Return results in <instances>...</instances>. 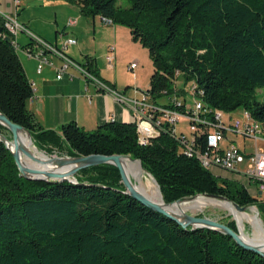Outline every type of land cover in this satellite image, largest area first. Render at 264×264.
Instances as JSON below:
<instances>
[{
	"label": "trees",
	"instance_id": "trees-1",
	"mask_svg": "<svg viewBox=\"0 0 264 264\" xmlns=\"http://www.w3.org/2000/svg\"><path fill=\"white\" fill-rule=\"evenodd\" d=\"M63 1L85 16L128 27L133 40L148 49L153 105L186 113L194 96L204 104L205 119L242 108L264 132V98L258 95L264 89V0ZM32 95L0 16V112L21 125L37 148L68 156H129L155 177L166 203L217 194L243 207L257 206L264 220V201L244 182L201 164L198 154L208 148L209 132L203 125L189 155L181 134L168 124L147 145L140 144L134 121H109L93 130L71 121L44 129L28 109ZM0 133L11 139L1 124ZM76 179L28 180L0 141V264H264V257L227 234L184 228L145 206L126 193L111 163L82 169ZM235 219L242 235L243 222ZM226 224L237 231L235 223Z\"/></svg>",
	"mask_w": 264,
	"mask_h": 264
},
{
	"label": "crops",
	"instance_id": "crops-1",
	"mask_svg": "<svg viewBox=\"0 0 264 264\" xmlns=\"http://www.w3.org/2000/svg\"><path fill=\"white\" fill-rule=\"evenodd\" d=\"M19 6L20 4L15 6L10 0H0V7L4 8L6 14L15 17L24 28L57 48H62L64 41L68 39H76V44L66 48L65 52L68 56L109 87L130 97H140L137 91L143 88L131 86L130 78L121 76L119 63H114L116 46L113 43L121 38L120 27L104 24L100 15L98 19V17L78 14L79 10L74 11V5L68 3L65 6L71 8L72 12L65 18L63 32L59 34L57 32L54 38H48L44 33L39 32L37 27L32 26L30 19L19 20ZM71 19L76 21L72 25L69 24ZM15 40L18 43V56L24 72L33 85V95L28 100L27 106L44 129L58 130L62 124L71 121H75L87 130H93L109 121H132V112L126 105L120 104L112 94L94 81L85 79L74 67H69L64 76L58 79L57 70L62 65V60L58 56L52 55L53 65H45L41 73H37L38 61L29 57L22 47L28 45L33 49L36 48L30 36L20 31ZM100 49H104L107 54L105 57L100 54ZM108 56L114 58L112 63L108 61Z\"/></svg>",
	"mask_w": 264,
	"mask_h": 264
},
{
	"label": "built area",
	"instance_id": "built-area-1",
	"mask_svg": "<svg viewBox=\"0 0 264 264\" xmlns=\"http://www.w3.org/2000/svg\"><path fill=\"white\" fill-rule=\"evenodd\" d=\"M15 6H18L21 0H10ZM0 16L3 19L4 27L7 33L12 38V43L15 45L18 51V43L15 40L16 35L20 31L26 32L32 42L35 44V49L31 46L28 49H24L29 57L35 58L38 61L37 73H41L45 65H53L51 61L52 55L58 56L62 60V65L57 70V78L61 79L67 72L69 67H74L78 70L85 79H89L97 83L113 97L120 104L126 105L132 112V121L136 123L137 131L139 134V142L141 145H147L153 136L159 135L164 124H168L173 127V132L178 133L176 125L182 118L188 119L190 123V135L180 133L181 141L187 144V152L189 155H193L192 149L193 143L196 141L195 132L201 127L200 124L208 129L207 143L208 148L199 153V159L201 164L206 168H221L231 172H237L240 163L244 162L245 158H249L250 167L249 170L243 173L247 179L256 182L257 189L259 191V197L264 201V151L257 149L255 152L247 155L242 153L241 150L230 143L228 139V133L240 134L244 137H251L258 142L264 140V132L261 129V125L258 124L253 118H250L249 111L243 109L241 116L243 121L237 120L234 123L227 125L224 120V114L221 111H215L213 118L205 119L201 112H206L202 101L194 96L190 101L187 100L186 113L176 110H164L150 101V95L146 92L142 93L139 98L127 96L111 87L96 77L92 72L82 67L79 63L73 60L66 54V48L69 45L77 43L76 39H68L64 41L62 48H57L53 44L45 41L41 37L35 35L28 29L24 28L15 17L6 14L0 7ZM76 21L71 19L69 24H74ZM106 25H112V23H106V20H102ZM108 61L113 62L114 58L108 56ZM137 67V63H131L130 69L134 70ZM73 77V76H71ZM192 109V110H191Z\"/></svg>",
	"mask_w": 264,
	"mask_h": 264
},
{
	"label": "rangeland",
	"instance_id": "rangeland-1",
	"mask_svg": "<svg viewBox=\"0 0 264 264\" xmlns=\"http://www.w3.org/2000/svg\"><path fill=\"white\" fill-rule=\"evenodd\" d=\"M46 1H48V2H46ZM57 3H59V4H57ZM68 3L70 4V2H67V1L64 2L63 0L60 2L51 1V0H22L20 3V6L18 8V12L20 14L19 20L25 21L27 19H30L32 26L37 27L39 32L44 33L48 38L49 37L54 38L55 34L57 32H58V34L60 32L61 33L63 32L64 26H65V18L68 17L69 14L72 12V10H70L71 8L65 6V5H68ZM71 4L74 5L73 6L74 11L79 10L78 14H80L81 13L80 8L76 4H73V3H71ZM1 8H2V10H4L3 7H1ZM87 17H96V18L98 17V19H99V15L87 16ZM114 26L120 27L119 31L122 32L120 34L121 38L119 39V41L116 40L115 43H113L116 46V59H115L114 63H119L118 69H119L121 76L123 78L129 77L130 81H131V86H140L141 88H143L142 90L138 89V91H137V93L140 94V96H141L142 93L147 91V89L150 85V78H151V74H152L153 68H154L152 59H151L150 54H149V51L141 43L133 40L132 36H130L131 35L130 29L128 27L123 26V25H118V24H115ZM90 35L93 37L92 33H90ZM117 37H119V34H117ZM103 50L104 49H100V52H101L100 54H103V56L105 57L107 54ZM108 54H109V52H108ZM130 62L131 63H134V62L137 63L136 69H134V70L130 69V64H131ZM258 95H259L260 99H263L264 98V89H259ZM189 100L191 101L192 98L189 97ZM242 111H243V109L240 108L234 112L224 114L225 123L227 125H229L230 123H234L237 120L243 121V118L241 116ZM176 130L179 134L183 132L187 136H189L190 135L189 120L182 118L179 121V123L176 125ZM31 140H32V138H31ZM227 140L230 143L237 146L241 150L242 153L246 152L247 155L255 152L257 149L264 151V140H259L258 142H256V140L254 138L244 137V136H242L240 134H236V133L235 134L234 133H228V139ZM32 142H33V140H32ZM37 150L40 151V153L43 155L44 158L53 157V156H67L66 153H64L63 151L60 152L59 149L58 150L54 149V151H52L51 153H48L47 151H45L43 149H39V148H37ZM38 151H37V156L42 157L38 154ZM28 163L34 164L32 161H29ZM141 167H142V164H141ZM249 167H250L249 158H245L244 162L240 163V165L238 166V170L240 171L239 173H229V172L223 171V170L218 169V168H214L213 172L216 175H220L223 177L231 176V177L238 178L239 180H241L242 182H244L248 186L250 193L252 195L259 197V191L257 189L258 186H257L256 182L249 183L247 177L245 175H243V173H245L246 171L249 170ZM144 172H146V171L144 170ZM146 174L156 181V183L159 187V191L161 193V196H163L162 192H161V188H160L157 180L155 179V177L148 172H146ZM128 176L133 181L135 188L140 192V189H139L138 184L136 183L134 177H132L130 174H128ZM199 195H202V194H199ZM199 195H196L194 197H197ZM185 198H193V196H187ZM245 210L246 211H254L264 226V220L262 219L257 206L252 205L250 207H246ZM187 213L192 214V215H196V216L210 217V218H213L215 220L221 221L223 223L233 222V223H235V225L237 227V232L238 231L241 232V227L235 219V218H239V217L234 216L229 210L222 209V208H219L217 206H210L209 205V206L203 208L202 210H197V211L189 210V211H187ZM241 218L243 219L242 216H241ZM243 224H244V226H243ZM242 228H243L242 236L246 241L251 236L255 235L254 227L250 222L244 223V221H243Z\"/></svg>",
	"mask_w": 264,
	"mask_h": 264
},
{
	"label": "water",
	"instance_id": "water-1",
	"mask_svg": "<svg viewBox=\"0 0 264 264\" xmlns=\"http://www.w3.org/2000/svg\"><path fill=\"white\" fill-rule=\"evenodd\" d=\"M0 124L6 127L11 134V139H8L4 134L0 133V141H2L13 155L14 161L18 167L20 174L28 180H43L47 182L57 181H71L76 182V176L82 169L92 166L111 163L115 165L121 173L122 182L124 183L127 191L126 193L137 199L145 206L162 213L170 219L176 221L184 228H209L231 236L240 246L246 250L253 251L264 257V244H254L246 241L241 235L240 231H235L226 223L215 220L206 216H196L188 213H175L167 209L165 206L172 205L173 203L180 202L185 197L180 198L171 203H165V206L159 202L153 201L150 198L139 192L129 178L123 163L122 158L127 157L120 154L104 155V154H90L86 156H53V157H37L30 150H28L19 140V134L25 132L30 137V134L24 128L16 123L11 122L3 113L0 112ZM23 157L32 161L34 164H29L23 160ZM132 160H136L130 157ZM140 161V160H138ZM141 163V161H140ZM205 196L223 199L231 202L229 199L222 195L217 194H204ZM194 197V196H193ZM163 198V196H162ZM164 200V199H163ZM233 203V202H231ZM233 205L238 210H245L246 207L240 206L236 203Z\"/></svg>",
	"mask_w": 264,
	"mask_h": 264
},
{
	"label": "bare ground",
	"instance_id": "bare-ground-1",
	"mask_svg": "<svg viewBox=\"0 0 264 264\" xmlns=\"http://www.w3.org/2000/svg\"><path fill=\"white\" fill-rule=\"evenodd\" d=\"M106 23L110 22L106 20ZM249 116L251 118L250 114ZM19 140L28 150H30L35 156H37L38 150L34 146L31 138L28 136L27 133L21 132L19 134ZM38 154L43 157L40 151H38ZM23 160L25 162H29V160L25 157H23ZM122 163L126 172L132 177H134L136 183L139 186L140 192L151 200L159 202L165 206L164 200L161 196L156 181L150 176H148L146 172H144L140 162L137 160H132L129 156H127L122 158ZM209 205L229 210L234 216L239 217L242 222L244 221V223L250 222L254 227L255 235L251 236L247 241L252 242L254 244H264V226L257 214L254 211L238 210L233 205V203L227 200L212 198L205 195H199L197 197L184 199L172 207H165L172 212L183 214L187 213V211L189 210H202L203 208ZM241 216L243 217V219L241 218Z\"/></svg>",
	"mask_w": 264,
	"mask_h": 264
}]
</instances>
